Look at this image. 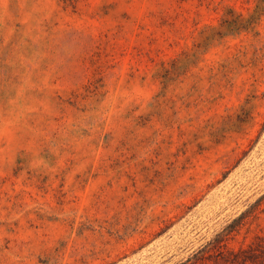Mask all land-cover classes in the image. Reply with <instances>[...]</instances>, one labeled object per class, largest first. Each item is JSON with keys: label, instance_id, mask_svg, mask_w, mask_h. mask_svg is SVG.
I'll use <instances>...</instances> for the list:
<instances>
[{"label": "rangeland", "instance_id": "374dc122", "mask_svg": "<svg viewBox=\"0 0 264 264\" xmlns=\"http://www.w3.org/2000/svg\"><path fill=\"white\" fill-rule=\"evenodd\" d=\"M0 264H264V0H0Z\"/></svg>", "mask_w": 264, "mask_h": 264}]
</instances>
